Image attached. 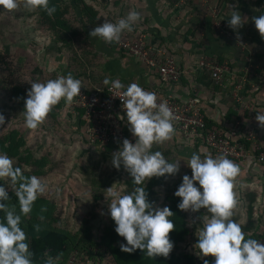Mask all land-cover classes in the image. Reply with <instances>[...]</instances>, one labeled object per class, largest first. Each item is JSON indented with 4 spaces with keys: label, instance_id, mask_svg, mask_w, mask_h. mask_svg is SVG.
<instances>
[{
    "label": "rangeland",
    "instance_id": "rangeland-1",
    "mask_svg": "<svg viewBox=\"0 0 264 264\" xmlns=\"http://www.w3.org/2000/svg\"><path fill=\"white\" fill-rule=\"evenodd\" d=\"M53 5L56 11L51 16L39 8L28 10L22 2L18 9L11 12L0 6V53L5 54L12 63V78L22 86L23 96L21 101L12 95V85L4 81L0 71V113L5 116V124L0 126V141L12 133L16 137V143L22 144L20 155L24 161H20L18 157H10L25 169L26 176L41 177L48 185L46 193L33 205L32 213L37 216L33 221L45 227L69 232L72 243L75 238L80 241L85 228L90 226L92 232L89 236L100 242L110 216L109 202L105 197L107 188L113 187L119 189L121 194H126L133 190H129L127 184V180L131 181L132 177L123 166L117 169L112 165V153L96 155L87 149L85 136L80 131L77 132L79 127L74 109L63 99L54 106L38 128H26L23 110L27 90L31 87L29 81L44 82L55 79L58 75L72 73L75 78L82 80V87L87 88L103 86L106 76L119 78L126 86L131 82H138L131 74V68H128V60L136 58L121 50L120 41L108 44L89 35L106 19L115 22L134 9L141 13L142 19L133 26L131 32L122 33L121 39L147 35L161 40V29L156 24L162 22L160 24L164 27L165 34L174 43L172 53L177 59V55L190 56L196 70L202 57L220 63L226 61L234 71L229 81L232 88L228 94L230 103L245 111L240 112L239 117L248 118L251 110L248 109L247 102L253 91L251 76L264 77V62L261 60L264 58V37L260 35L252 19L264 14V0H82L83 15L70 0H50V6ZM234 10L247 17L246 22L238 29H233L227 22ZM189 48L191 53H188ZM249 57L252 62L248 60ZM235 62L240 64L236 65ZM206 75L208 76L207 73ZM185 77H182L183 82L189 85ZM194 81L196 86L201 83L200 78H195ZM202 84L210 90V97L203 99L214 106V92L218 86L210 77L203 80ZM258 126L257 121L255 127ZM255 132L258 135L257 128ZM257 142L262 149L259 137ZM8 144L7 140L6 145ZM168 145L167 142L154 144L152 150L161 151L172 161L180 158L187 160L194 152L172 150ZM31 156V160L41 161L38 164L29 162ZM251 169L244 174L241 172L235 181L234 190L239 203L232 218L240 224L247 223L248 206L252 203L255 206L259 194L262 195L263 176ZM186 173L191 175V169L181 160L177 175L165 178L164 182L158 177L151 178V181L155 180L152 188L148 186L150 180L146 181L149 199L163 207ZM9 195L13 197L14 192L9 190ZM8 202L10 207L15 205L19 211L15 197ZM184 212L189 228L193 231L186 239L187 244H183L178 253L197 254L198 249L194 245L203 226V217L210 214L204 208L196 213ZM29 216L30 214L27 217ZM254 218L253 229L245 233L247 237L264 241L263 217L260 215V218ZM73 245L68 250L70 253L68 252L65 264H115L114 258L104 246L94 247L90 257L85 250L81 251L77 247V243Z\"/></svg>",
    "mask_w": 264,
    "mask_h": 264
},
{
    "label": "clouds",
    "instance_id": "clouds-1",
    "mask_svg": "<svg viewBox=\"0 0 264 264\" xmlns=\"http://www.w3.org/2000/svg\"><path fill=\"white\" fill-rule=\"evenodd\" d=\"M23 6L28 10L42 9L49 16L56 11L50 0H0V6L9 12ZM99 18V17H98ZM142 19L137 10H130L126 16L115 22L106 19L97 25L89 35L98 37L105 43H119L122 33L131 32L133 26ZM256 29L264 37V14L252 18ZM247 20L240 11L234 10L229 26L238 29ZM24 101V124L28 129L38 128L62 99L71 104L81 95L83 82L72 73L58 75L44 82L29 81ZM105 86L123 89L116 97L122 101L129 131L135 142L123 139L122 146L112 155V165L121 166L132 177L135 187L126 194L119 189L108 187L105 194L108 209L115 223V232L124 238L120 244L124 252L132 253L137 249L153 258L169 256L174 247L169 233L176 227L172 219L173 211L167 206L156 205L149 199L146 181L153 177L175 176L181 168V160L191 169V175L184 174L174 195L180 200L177 208L182 211L199 212L201 208L210 215L203 217L194 247L199 257L211 255V264H264V241L247 237L240 223L232 219L239 200L235 192V181L241 172L238 163L229 159L227 154L213 156L210 152L203 155L193 152L185 160H169L153 145L171 140L175 134V121L179 117L154 91L144 89L138 82L127 86L119 79L106 76ZM125 118V117H124ZM255 119L264 128V112L258 111ZM5 124V116L0 113V126ZM25 169L18 166L6 152H0V264H35L30 241L22 228V218L27 217L37 199L48 189L46 181L36 175L26 176ZM9 184L11 188H9ZM9 190L14 192L19 204L9 206ZM60 257L46 254L44 264H58ZM203 264H210L205 259Z\"/></svg>",
    "mask_w": 264,
    "mask_h": 264
},
{
    "label": "built area",
    "instance_id": "built-area-1",
    "mask_svg": "<svg viewBox=\"0 0 264 264\" xmlns=\"http://www.w3.org/2000/svg\"><path fill=\"white\" fill-rule=\"evenodd\" d=\"M120 46L125 54L136 58L147 72L157 77L158 83L143 88L156 92L179 117L175 121L174 135L181 144L197 145L200 150L210 152L213 156L223 153L233 161L255 162L264 168V150L257 142L255 123L247 125L246 121L235 119L231 122V127H209L208 118L197 96L190 92L186 98H182L165 90L167 84L181 83L185 71L175 54L164 43L141 35L122 38ZM199 67L207 71L221 88L227 87L229 78L234 74L226 61L220 63L202 57ZM122 92L123 89L118 93L110 85L82 87L81 95L75 97L70 104L80 131L85 136L87 149L96 155L113 154L119 150L125 138L135 142V137L129 131L122 101L116 97ZM262 176L264 179V175ZM262 182L263 191L257 203L262 206L261 216L264 220V180Z\"/></svg>",
    "mask_w": 264,
    "mask_h": 264
},
{
    "label": "trees",
    "instance_id": "trees-1",
    "mask_svg": "<svg viewBox=\"0 0 264 264\" xmlns=\"http://www.w3.org/2000/svg\"><path fill=\"white\" fill-rule=\"evenodd\" d=\"M70 1L72 4H74V6L77 9H80V13L83 15V9H81L82 0H70ZM87 9L90 10L89 7H87ZM0 71L3 73L4 81L9 84L11 83L10 85H12L11 88L12 95L17 96L21 101H23L22 86L16 83L12 78L14 76L13 65L3 53H0ZM208 122H209L208 123L209 127H212L214 125L216 126V124L209 119ZM77 125L79 127L78 122ZM79 131L80 128H77V132ZM7 140L9 141L8 145H6ZM21 145L22 144L20 142L16 143V137L13 136V134L11 133L7 135L5 140L0 141V150L6 152L9 156L18 157L20 161H24L20 155ZM31 159L32 156L29 162L31 161L37 164L39 163V161H41V160H31ZM18 166L22 168L21 165ZM250 166L252 168L251 170L255 169V172L257 173L260 172L259 174L264 175V169L261 170L263 167L261 164L250 163ZM158 178H160V181L163 182L165 181L164 180L165 177H158ZM151 180L152 179H150V181L148 182V186L150 188H152L155 181V180L154 181ZM127 184L129 185L130 188V189L128 188L129 190H132L135 187L132 180L131 181L127 180ZM259 196L261 195L259 194ZM13 197H15V194ZM13 197L11 199H13ZM179 200H180L179 197H176L174 194H171V196L167 198L165 203V205H167L173 211L174 214L170 219H172L176 225L174 230L169 233L170 239L174 242V247L170 252L169 256L167 257L155 256L153 258H149L144 254V252H142L139 249H137L135 252L132 253L122 251L120 248V244L122 242L126 243V241H124V238L120 237L115 232L114 230L115 223L112 220L111 216L108 217L107 220L108 222L105 226L106 231L101 235L100 242H96L92 238V236H89V234H91L92 232V228L88 226V228L86 227L84 230V235L80 237V241H77V239L75 238L72 243L71 234L69 232L65 230L45 227L40 223L33 221V219H35V217L37 216L32 212L30 213L29 217L22 218L21 226L25 230L29 238L30 248L34 253L33 259L35 264H44V260L46 259V254L51 255L53 257L59 256L60 259L58 261V264H65L68 255L70 253L69 252L70 247L76 243H77V247L80 248L81 251L85 250V252H87L88 256L90 257L91 254H93L94 247H96L97 245L100 247L104 246L108 250L109 254L114 258L115 264H203V261L205 259L209 260L211 264V261L214 260V257H212L211 255H209L208 257L201 258L197 254H194L193 252H185L186 254L184 255L178 253V249H180V247L182 248L183 244H187L186 239L188 238V236L192 234L193 231L191 228H189V224L187 223L188 218L186 213L177 208V204ZM261 211H262V206L258 203L255 206L253 205V203L248 206L247 223L241 224L244 232H249L253 229L255 225L254 217L256 216L257 218H260ZM2 215L3 213H0V216Z\"/></svg>",
    "mask_w": 264,
    "mask_h": 264
},
{
    "label": "crops",
    "instance_id": "crops-1",
    "mask_svg": "<svg viewBox=\"0 0 264 264\" xmlns=\"http://www.w3.org/2000/svg\"><path fill=\"white\" fill-rule=\"evenodd\" d=\"M162 22H159V24H156L161 30H160V36L163 37L161 38L162 43H164L171 51L174 49L172 46L173 41L171 39H168L167 35L165 34V31L163 30V26L160 24ZM159 35V34H158ZM153 38V37H152ZM188 53H191V49H188ZM176 56V55H175ZM182 67L184 68V77L187 78L189 85L184 84L183 78L182 82L179 84H167L165 85V90L167 92H170L171 94L178 95L182 98H186L188 93L192 92L193 95H196L199 99L202 98L201 105H202V110L205 113L206 117L211 120L213 123L216 125H219L221 128L225 127H231L232 123L235 119H242L243 121L245 120L247 122V125L251 123L256 124V115L258 111L264 112V77L260 78L259 75H253L251 76L252 78L250 79L251 81V87L253 88L250 92L249 99L247 102L248 109L251 110V114H249L248 110H246V113L249 114L248 118L244 117H239L240 112H245L243 109H240L241 107L236 106L233 107L230 103L229 100V92L231 88V85L229 83L230 78L227 83V88H221L218 85V89L215 90V103L214 106H211V103H209L207 100H204L203 98H206L207 96L210 97V90L205 88V86L202 84L203 80L206 78L210 77L209 73L207 71L202 70L200 67L196 70L194 66H192L191 63V57L190 56H185L181 57L180 55H177ZM253 57V56H252ZM131 58V57H129ZM132 59V58H131ZM128 60V65L131 68V74L135 76V79L138 81L140 85H152L154 83H158L157 77L155 75H151L149 72L146 71L145 66L140 63L137 60ZM250 62H252V59L249 57L248 59ZM261 60L264 62V58H261ZM239 63V62H238ZM237 62H235L236 65H238ZM240 64V63H239ZM236 67V66H234ZM197 71V72H196ZM208 74V76L206 75ZM195 78H200L201 83H199V89L198 86L195 84ZM211 79V77H210ZM228 102L230 104H228ZM212 107H214L212 109ZM240 109V110H239ZM230 116V118H229ZM259 125V124H258ZM257 128V138L259 137L260 141H262V146L264 149V128H261L260 126L256 127ZM169 145L168 147H172L171 149H177L180 150L182 149L183 152H200L202 155L205 153L204 150H200L197 145H184L181 144L177 138V136L173 135L171 140L165 141ZM172 144V145H171ZM238 163L241 167V172L246 173V171H250L251 166L250 163L243 162L246 164H243L242 162L239 161H234ZM254 163V162H253ZM252 164V163H251ZM258 164V163H257ZM246 168V169H245ZM263 168V167H262ZM240 172V173H241ZM261 191H263V188H261Z\"/></svg>",
    "mask_w": 264,
    "mask_h": 264
}]
</instances>
